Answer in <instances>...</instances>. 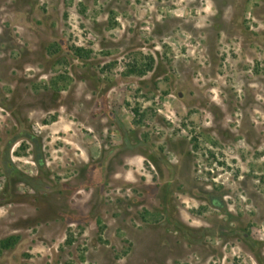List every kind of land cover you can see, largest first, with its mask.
Wrapping results in <instances>:
<instances>
[{
    "label": "rangeland",
    "instance_id": "374dc122",
    "mask_svg": "<svg viewBox=\"0 0 264 264\" xmlns=\"http://www.w3.org/2000/svg\"><path fill=\"white\" fill-rule=\"evenodd\" d=\"M0 264H264V0H0Z\"/></svg>",
    "mask_w": 264,
    "mask_h": 264
},
{
    "label": "flooded vegetation",
    "instance_id": "af4514ba",
    "mask_svg": "<svg viewBox=\"0 0 264 264\" xmlns=\"http://www.w3.org/2000/svg\"><path fill=\"white\" fill-rule=\"evenodd\" d=\"M57 127H59V126H58L57 124H54L53 126L50 127V129L52 130V129L57 128ZM128 162H130V161H128ZM121 173H122V172H121ZM129 175H130L129 173H127V174H123V176H125V177H127V178H128Z\"/></svg>",
    "mask_w": 264,
    "mask_h": 264
}]
</instances>
